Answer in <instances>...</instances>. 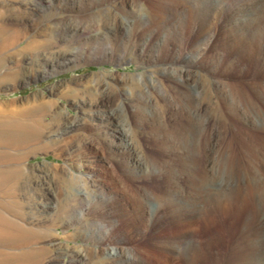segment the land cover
I'll return each instance as SVG.
<instances>
[{
  "label": "rangeland",
  "instance_id": "1",
  "mask_svg": "<svg viewBox=\"0 0 264 264\" xmlns=\"http://www.w3.org/2000/svg\"><path fill=\"white\" fill-rule=\"evenodd\" d=\"M234 2L0 0L6 27L20 34L19 43L4 52L8 56H4L0 64V109L10 111L28 107L41 97L56 101L55 109L40 114L43 124H47L45 135L21 150L28 158L21 160L23 173L18 188L13 189L14 196L8 197L0 191V201L12 203L13 210L23 214V217L9 215L10 218L28 227L46 228L52 233V236L31 244L33 248L49 249L43 264H236L235 261L246 264L247 239L255 238V233L249 229L250 223L246 220L240 222L242 207L230 210L236 224L232 230L228 216L212 207L216 204L214 193L203 198L202 205L211 199L203 206L211 211L206 220L200 217L197 206L191 208L194 210L191 215V205L178 203L177 197H174L177 203L167 204L164 194H168L166 192L174 185L162 171L161 152L149 136L153 126L151 114L157 113L158 102L159 105H170L167 111L170 122L167 129L170 131H179L184 126L189 128L195 122L188 116L187 108L199 102L192 92L186 93L185 86L164 75L162 71L170 66L188 62L186 67L196 78L192 85H196L197 91L204 92V137H208L217 123V111L225 107L219 96V85L225 84L229 93L242 91L246 95L256 83L253 90L261 92L264 48L256 50L249 46L250 50L247 46L254 31L252 20L261 17V28L264 29V0H241L238 5ZM108 17L117 19L113 27L116 36L108 25ZM123 18L131 21L128 30L116 26ZM33 39L43 41L45 45L48 43V46L37 51L18 52ZM240 41L249 50L246 57L241 56H245L246 49L240 51ZM66 53L73 56L71 61H77L75 68L72 69L73 64L67 68L57 66V70L44 74L38 66L45 58ZM31 62L35 64L34 71ZM13 72V79L3 78L6 73ZM130 74L139 79L128 80ZM67 84L75 90L74 96L63 95ZM108 107L117 109V114L127 124L132 148L123 149L115 141L110 127L98 126V113ZM144 107L148 119L139 111ZM259 108L264 120V107ZM59 111L64 112L66 119L61 117L57 123L53 116ZM224 117L234 127L240 126V122ZM78 121L82 124L81 129L65 135L69 138L67 142L51 144L54 134ZM227 131V128L221 129L213 144H208L207 158H202L201 154L193 160L201 163L203 176L206 173V178L211 179V185L207 180V192L212 185V189L216 188L217 179L222 175L219 168L224 166L230 154V148L226 146L234 133L230 129ZM132 158L146 162L150 169L138 178L126 176L123 173L126 165L129 171L134 170L128 164ZM212 161L217 171L209 169ZM179 164H174L176 173ZM151 167L158 172L151 175ZM111 169H117L127 184L135 187L142 196L138 204L116 207L108 204L110 186L104 182ZM180 181L188 192L189 183L179 177ZM238 190L243 198L241 203H250L248 182L239 184ZM230 191L226 187L222 195ZM255 202L251 214L258 209L259 217L261 210ZM255 215L252 214V218ZM191 218H195L194 222ZM259 228L257 222L252 229L257 231ZM192 245L196 247L194 253L189 250ZM111 248H115L118 255L106 257L105 252ZM259 248L255 247L257 259Z\"/></svg>",
  "mask_w": 264,
  "mask_h": 264
},
{
  "label": "bare ground",
  "instance_id": "2",
  "mask_svg": "<svg viewBox=\"0 0 264 264\" xmlns=\"http://www.w3.org/2000/svg\"><path fill=\"white\" fill-rule=\"evenodd\" d=\"M234 1H235L234 4L236 5L241 3V0H234ZM261 19H262L261 17H256V19L252 20V22L254 23V31L250 37V42L248 43L249 45L247 46V47L250 46L251 48L253 47L256 50L264 48V29L261 28L262 27ZM116 22H117L116 18H109L108 25H110L109 27H111L110 29L113 30L115 36H116V32H114L115 29H113V27H115ZM5 23L6 20L4 16L1 15L0 12V56L3 55V57H0V64H2L4 58L8 56L7 54L4 55V52L6 53L7 49L19 43V35H20L17 32L15 33L11 32L10 28L6 27ZM130 24H131L130 20H126L123 18V20H120V22H118L116 26L118 25V29L120 30L122 29L128 30L130 28ZM247 39L249 38L247 37ZM47 44L45 45L43 41L40 42L38 40L33 39L29 41L25 46H22V48L19 47L18 49L20 48L21 49L18 50V52L20 53L26 50L37 51L39 48L45 46L47 47L48 46ZM244 44L240 41V46H241L240 51H242L244 48L246 49L245 56H243L242 54L241 55L242 57H246L249 52L248 48H246ZM18 52L16 51L17 55H19ZM72 58L73 56H71L70 53H66L56 57L52 56L45 58L44 61L41 63V65L38 66L42 68L44 74L45 73L49 74L52 71L57 70L56 69L57 66L67 68V66L71 64L74 65L77 61H71ZM31 63H32L31 70L34 71L35 68L33 69V67L35 64L33 62ZM149 65L152 66L151 64ZM186 66L187 67L189 66L188 62L183 61L179 64V66L178 65L177 67L170 66L165 70L163 69L164 71L162 72H164V75H166L170 80L172 81L175 80L176 82L185 86V88L188 89L186 93L192 92L191 93L193 94L192 96L196 98L197 103L199 102L198 105L190 104L188 108L186 107L188 111V116L192 117L195 120V122H193V125L189 126V128L184 126L179 131H174L172 129L170 131L169 129H167L170 124L167 116L168 106L170 107V105L166 106L167 104L159 105L158 102L157 113L154 112L153 115L151 114L153 120V126L150 128L151 132L149 136H151L154 145H156L161 152L160 158H162V167H163L162 171H164V173H166L167 176H169L168 177L169 181L174 185L173 187H171V189H168V191L166 192L168 194H164L165 195L164 200L167 204L177 203V201L174 198L177 197L178 203H182L183 205L190 204L191 205L190 209L191 208L194 209V207L197 206L199 209L200 217L206 220L205 217L208 216V214L211 211L208 212L205 208H203V206L209 203L211 199L208 202H206L205 205H202L203 198H206L209 194L214 193L212 196L216 200V204L212 207L214 210H219L220 213L223 212L226 216H228L229 222H231L232 224L230 225L232 226L231 227L232 230L236 228L235 227L236 224H234V222L232 221L234 220V218L233 215H231L232 211L230 210L236 211L237 206L238 207L241 206L242 211L241 214L239 215L240 222L242 221L244 222L246 220V223L248 224L250 223L249 229L252 230L253 233H255L254 234L255 238L251 240L249 238L247 239L248 252L246 254L248 256L245 257V259H247L245 262L246 264H264V120L262 119L259 108V107L262 108L264 107V84H259L262 90H260L261 92H257L253 90L255 89L254 86L256 83L254 84L252 83L253 84L251 86L252 91L250 94H246V95L242 91L237 93L236 92L229 93L224 86L225 84L224 85L218 84L219 96L221 97L223 101L221 102L223 103V105H225V107L224 109L221 108V110L218 109L215 110V111L218 110L215 116L217 123L213 126V129L209 132L208 137L207 136L204 137L203 136L204 133H202V130L205 125V120H204L205 114L203 115L204 103L202 104V101L205 100V98L203 97L204 92L203 90L197 91L196 85H192L196 82L195 80L196 78L194 77V74L190 71L191 69L189 70ZM73 68H75V65L74 67H72V69ZM14 77H15L14 72L11 74L6 73V75L3 76L4 79L7 78L13 79ZM127 78L128 80L130 79V81L132 82L139 79L138 76L131 74L127 75ZM63 95L74 96L75 90L70 89L67 84L66 90L63 91ZM54 107H56V101L46 99L45 97H41L40 99L33 100L32 104L29 105L28 107L24 106L21 108H17L16 110H10V111L9 109L8 110L0 109V191H3V193L8 194V197H10L9 195L14 194L15 191L13 189L18 188L19 179L23 173V168L20 165L22 163L21 160L25 159L26 157L25 155L27 153L26 154L22 153L21 150L24 149L25 146L29 145L33 141L40 140L45 135L44 131L47 124H43L42 122L43 116H40V114L42 115L44 112L47 111L49 112V110ZM145 109L146 108L144 107L139 109V111H141L143 114H146L147 111ZM116 110L117 109H112L111 107L103 108L98 113V117L96 121L98 126L100 127H106V126L110 127L113 131L114 134L113 137L115 141L117 140L119 142L118 145L122 146L123 149L128 150L132 148L131 146L134 145L131 144L127 124L120 118ZM171 115L172 113L169 114V116ZM224 116L233 119V121L235 120L240 122V126L234 127L232 125V122H227L225 120ZM61 117L66 119L64 112L59 111L58 114L53 116L54 122L58 123L61 120ZM146 117L147 119L150 118L148 117V114H146ZM81 127L82 124L79 123V121L68 124L66 128L63 129L61 132L59 131V133L56 132L57 134H54V140L51 141V144L53 142L54 143L67 142L69 138H66L65 135H68L69 133H71V131L73 132L79 130L81 129ZM224 128H227L228 131L230 129V131L234 133L233 134L234 136H231V138L227 141V146H226L227 148H230V154L226 157L224 166H221V168H219L222 170V175L220 176L219 179H217L218 184L216 188L212 189V187L214 186L212 185L210 188L211 190L207 192L205 191V188L208 187L207 185L210 184L211 179L206 178L205 176L206 173L204 174L205 177L203 176V168H201L203 166L201 165L200 162L198 163L195 162L196 165L194 167L195 164L194 161H196L197 156L201 154H203L202 158L204 159L207 158L206 151L208 144L212 145L213 142L217 139V136H219L218 134L220 133L221 129ZM135 146H137V144H135ZM138 148L139 147H136V149ZM209 152L212 151L209 150ZM56 156L61 158L58 155ZM27 158L28 157H26V159ZM176 160L177 163L178 162L181 163V165L179 164V169H178L179 174L178 172L176 173L177 169L175 168L174 165L177 164L175 163ZM145 163L140 162L139 158H136V160L135 158L134 159L132 158L130 159L128 164H131L132 166L131 168H133L134 170L129 171L126 165L124 167L125 172L123 171V173H125L126 176L130 178L140 176L141 173L145 174L148 168L150 169L149 165ZM216 168L217 167L216 165H214V162L211 163L209 169L212 171L215 170L217 171ZM116 170L111 169L108 173H106L107 179L105 178L106 180L104 183H108V185L110 186L108 188V190L110 189L108 204L113 207H116L119 204H124L127 206L138 204L139 199L142 196L138 193L136 189H134L135 187L132 188L129 184H127L126 178H122L119 172ZM156 170L157 169L155 168L152 169V171H150L151 175H153ZM220 171L218 170V172ZM178 175L180 178H182V180L185 179L186 182L189 183V184L187 183L189 185L188 192H185L186 189L184 190L183 187L184 185L182 184L183 182L182 183L181 181L179 182ZM213 178H215V176H213ZM207 180L209 181V184L207 183ZM215 181L213 182L215 183ZM244 182H248V187L250 189L249 195L251 194L250 203L248 202L241 203L240 200L243 198L240 195L238 186L239 184L242 185ZM226 187L228 189L230 188L231 191L230 193H227L225 197L222 195L223 193L222 191L225 190ZM173 193L176 194V196H174ZM253 202L258 203V207L261 210V215L259 217H257L258 209L255 213H252L253 215L256 214L255 218H252L251 216L252 215L251 208L254 206ZM11 204L12 203H8L7 201H0V209H2L0 210V245L2 244V246H0V264H43V258L45 259L46 257H48L47 255L49 249H44L45 247L33 248L31 244L33 242L37 243L41 240H44L52 236V233L46 230V228L42 229L41 227L40 228L28 227L25 224L20 223L19 221L13 218H10L9 215L13 217H20V216L23 217L22 212L18 210L17 211L13 210L12 207L13 204L12 205ZM230 204L232 205L231 206L232 208L229 207ZM192 209L190 211L191 215L192 212L194 211V210L192 211ZM64 210L65 209L61 208V211ZM194 219L191 218L193 222ZM57 220L61 221V218L60 219L57 218ZM257 222L259 223L260 228L257 229L256 231L253 230L252 228L253 226H255V223ZM55 227H59V226L55 225ZM256 227L258 228V226ZM255 247H260L259 248L260 256L258 259L254 257V255L256 256ZM195 248L196 247L192 245L190 246L189 250L190 249L193 250L192 253H194ZM9 250L12 251L15 250V252H11ZM115 250H116L115 248H111L107 250L104 255L106 257L117 256L118 254ZM235 263L240 264V262L237 261H235Z\"/></svg>",
  "mask_w": 264,
  "mask_h": 264
}]
</instances>
